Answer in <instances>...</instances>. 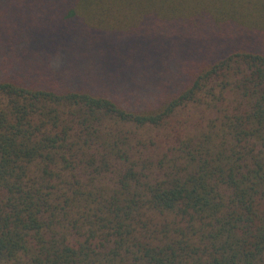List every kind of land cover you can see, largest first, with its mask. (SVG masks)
Here are the masks:
<instances>
[{
	"label": "trees",
	"instance_id": "16d2710c",
	"mask_svg": "<svg viewBox=\"0 0 264 264\" xmlns=\"http://www.w3.org/2000/svg\"><path fill=\"white\" fill-rule=\"evenodd\" d=\"M0 264H264V0H0Z\"/></svg>",
	"mask_w": 264,
	"mask_h": 264
},
{
	"label": "rangeland",
	"instance_id": "374dc122",
	"mask_svg": "<svg viewBox=\"0 0 264 264\" xmlns=\"http://www.w3.org/2000/svg\"><path fill=\"white\" fill-rule=\"evenodd\" d=\"M153 41H154V39H152ZM156 41V40H155ZM186 114V111H181V113H180V118H181V116H184ZM158 136V135H157ZM162 138V137H161Z\"/></svg>",
	"mask_w": 264,
	"mask_h": 264
}]
</instances>
